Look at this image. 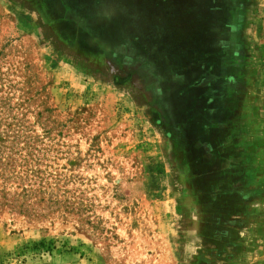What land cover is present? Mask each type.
I'll use <instances>...</instances> for the list:
<instances>
[{
    "label": "rangeland",
    "instance_id": "obj_1",
    "mask_svg": "<svg viewBox=\"0 0 264 264\" xmlns=\"http://www.w3.org/2000/svg\"><path fill=\"white\" fill-rule=\"evenodd\" d=\"M197 8L0 0V264H264V0L235 10L247 153L225 150L216 170L205 92L194 105V92H147L121 74L124 61L174 81ZM226 192L222 249L203 222Z\"/></svg>",
    "mask_w": 264,
    "mask_h": 264
},
{
    "label": "flooded vegetation",
    "instance_id": "obj_2",
    "mask_svg": "<svg viewBox=\"0 0 264 264\" xmlns=\"http://www.w3.org/2000/svg\"><path fill=\"white\" fill-rule=\"evenodd\" d=\"M239 4L240 0H197L196 23L189 39L193 46L192 55L188 62L179 63L183 71L174 77V81L154 75L149 70H141L138 64L128 65L123 61L121 74H126L124 78L136 77L147 92H194L189 96L186 94V98L193 100L194 105H197L198 100L204 99L202 92H205L207 100L210 101V107L206 109L207 114H205L210 116L208 134L211 136L207 140L212 150V157L209 159L211 161H208L210 171L217 169L215 162L223 154L225 156V150L233 153L237 149L240 153L243 151V154L247 153L246 139L241 131L247 88L244 67L245 50L240 37L241 24L237 16L238 12L235 11ZM233 99L238 103L237 109L231 104ZM216 121L217 125L213 126L212 124ZM233 138H236V141L234 139V142L226 147L223 143H219V140L230 141ZM178 141L181 142L179 138ZM215 141L217 144L213 143ZM195 146L196 144L192 148L190 142L188 143V148L194 156H196ZM234 192L233 195L226 192L220 198H213L215 203H211L210 209L206 210L210 214L203 222V231L206 236H209V233H215L221 237V241L218 238L214 241L222 249L226 243L225 217L230 212L228 194L232 195L230 201H233L235 212L242 214L247 209L245 205L247 196L242 195V192L237 189ZM257 194L252 192L253 196ZM241 198L243 202L240 201ZM259 198L261 204L262 196ZM219 219H222V223L218 221Z\"/></svg>",
    "mask_w": 264,
    "mask_h": 264
}]
</instances>
